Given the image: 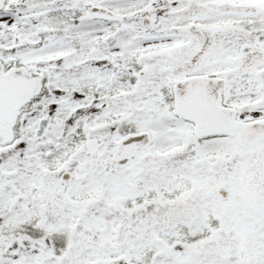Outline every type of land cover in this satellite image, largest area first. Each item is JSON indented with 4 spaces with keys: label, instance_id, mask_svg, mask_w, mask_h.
<instances>
[{
    "label": "snow or ice",
    "instance_id": "6c2138e0",
    "mask_svg": "<svg viewBox=\"0 0 264 264\" xmlns=\"http://www.w3.org/2000/svg\"><path fill=\"white\" fill-rule=\"evenodd\" d=\"M0 264H264V0H0Z\"/></svg>",
    "mask_w": 264,
    "mask_h": 264
}]
</instances>
